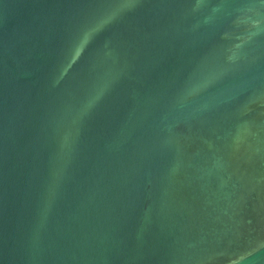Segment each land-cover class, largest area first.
Here are the masks:
<instances>
[{"label": "water", "instance_id": "water-1", "mask_svg": "<svg viewBox=\"0 0 264 264\" xmlns=\"http://www.w3.org/2000/svg\"><path fill=\"white\" fill-rule=\"evenodd\" d=\"M0 264H264V0H27Z\"/></svg>", "mask_w": 264, "mask_h": 264}]
</instances>
